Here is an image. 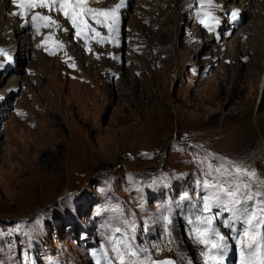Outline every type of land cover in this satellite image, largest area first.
I'll return each instance as SVG.
<instances>
[{
  "label": "rangeland",
  "instance_id": "374dc122",
  "mask_svg": "<svg viewBox=\"0 0 264 264\" xmlns=\"http://www.w3.org/2000/svg\"><path fill=\"white\" fill-rule=\"evenodd\" d=\"M250 1L252 11L238 25L248 26V32L236 39L238 46L228 33L226 48L213 40L206 56L197 54L193 38L187 41L189 31L196 36L201 28L191 15L200 4L172 24L171 0L123 2L126 17L118 20L122 37L114 47L72 43L68 33L66 50L53 39L49 47L46 40L36 46L45 39L43 31L48 36L65 32L57 19L50 30L40 24L30 26L33 32L23 29L30 48L20 63L16 59L19 78L3 75L13 54L10 38L2 41L6 46L0 43V96L19 88L7 102L10 114L0 108V264H97L93 257L107 259L100 253L115 246L112 239L122 248L125 240L136 243L143 251L127 257V264L163 259L203 264L195 243V229H202L196 225L202 224L179 219L195 213V207H185L191 198L203 212L205 197L223 195L215 185H235L232 190L238 188L250 210L231 219V211L213 206L206 212L215 217L212 222L232 228L245 225L253 213L256 220L264 219V0ZM91 3L112 9L121 2L110 8L106 0ZM15 6L12 0L2 4L0 15L20 24L23 19L7 15ZM223 15L229 16L218 14L213 23H227ZM100 16L98 30L109 38L104 25L111 18ZM164 30L172 35L168 45L160 38ZM143 36H149L151 48L166 47L170 53L173 47L183 52L188 47V57L177 65L174 52L171 61L167 53L148 52ZM139 75L142 83L134 84ZM147 82L152 101L145 105L136 98ZM229 93L235 98H222V106L213 103L215 95ZM245 124L253 133L247 143L239 141ZM176 199H182L178 210H162ZM255 230L257 243L264 242V224ZM253 251L260 260V249ZM229 259L236 261L234 254Z\"/></svg>",
  "mask_w": 264,
  "mask_h": 264
},
{
  "label": "bare ground",
  "instance_id": "6f19581e",
  "mask_svg": "<svg viewBox=\"0 0 264 264\" xmlns=\"http://www.w3.org/2000/svg\"><path fill=\"white\" fill-rule=\"evenodd\" d=\"M9 1L10 0H0V3L6 4V7H7V6H9ZM115 1L116 0H106L107 6H108V3H109L108 7L110 8V4L111 5H113V3L115 4ZM119 1L121 2V0H119ZM125 1H127L128 4H129V1H131V0H123V2H125ZM171 1H172V3H175L174 9L170 13L171 16H172V18H171L172 19L171 20L172 24H175V22H177L179 20L182 21L184 19V16L186 15V13H190L191 14V9L193 8L194 4H200L201 7L197 8V12L198 13H195V14L192 13L191 14L192 16H194V19H195V20L193 19L194 22L200 23L199 26L201 28H199L200 30H198L199 35L197 33V35L194 36L189 31L188 38H187V41L189 40V37L193 38V40L196 41V44H194V45L196 46V51L199 52V53H197L198 55H200V53H201L202 56H206L205 55V50H207V48L210 46V43L213 40L221 41L222 45H223V43H225V46L223 45L224 49H225L226 48V44L231 39V37L234 36V35H235V37H233L232 42L235 41V45L238 46L236 39L237 38H241V36L246 35V34H244L245 32L246 33L248 32L247 31L248 30V26H245V28H242L240 26L238 27V25H239V22L243 18L248 16L250 14V11H252V4H251L250 0H219V2H217L218 0H211V3H209V0H185V1H183V4H184L183 6L179 4L180 0H171ZM89 3L92 6L91 8H96V7L98 9L102 8V6L100 4L92 5L94 3H91V0H90ZM2 4H0V6ZM37 6L39 7L38 4L35 7H37ZM32 7H34V6L26 5L25 8H24L23 15H13L12 14V10H14V12H21V8L18 5H16L15 7H10L11 10L10 9L8 10L7 15L10 14V16L12 15V16L16 17L19 20L23 19V21L20 24H17V22L15 21L16 19L15 20L14 19H12V20L10 19V21H5L3 19L4 17L0 15V43L2 41H4L7 37L10 38L9 39L10 44H9V49L8 50H10V52L13 54L12 58H10V60H8L4 64V65H6V69L2 71L4 76H7L8 74H10L11 77H14V78H19L20 77L21 71L17 67L18 63H17L16 59L19 62L20 61L19 59L22 58L23 54L26 53L27 49L30 48V43H29V40H30L29 38L30 37L26 36V35H23L22 32H23V29H25L24 32L28 31L29 29H30V31L33 32V28L31 27L32 28L31 29L30 26L35 25V24L36 25L40 24L41 26H47V28L50 30L51 24L53 23L54 20L57 19V20H59L62 23V25H63V27L65 29V32L60 34V32L55 30L54 32H52L53 35H49L48 36L47 33L43 31V33L45 34L44 35L45 39H41V37H40L39 40L36 39L38 41L35 44L36 46H38V44H41V43L43 44V41L46 40L45 45H47V47H49L50 40L53 39L57 46L58 45L61 46V47H59L60 50H66V45H70L71 42L72 43H79L80 41L94 43L95 45H98V46H107V47H111L112 46V47H114L115 41L117 43V40L121 39V37H122V34H121L122 33V29H121V26L119 24L116 25V30L115 31H110L109 28L106 27V29L108 28L107 31H108V34L110 35L109 38L108 37L106 38L103 35H101L100 34V30H98V29H100V22H99V16H98L97 12L96 13H90V14H88L86 16H83L82 19L78 21L79 34H77V28L74 27L73 24L71 23V21L66 18L64 13L59 10V4L58 3L55 6H53V7H50V8L46 7L45 11L41 10L43 12H39V10L34 9ZM70 9H71V6H69L68 10H70ZM35 10H37V11H35ZM234 11L237 12V16H236L235 20L233 18H230V17L229 18L224 17L222 19V20H227V21L229 20L230 27H227V23H225V22L224 23L216 22V24L213 23L214 21L218 20V18L213 19L214 17L218 16V14L220 16V15H222V13H233ZM160 12H161V8H160ZM115 15L118 17V20H123L126 17L125 10L123 9V7H120L119 9H117ZM33 16H36L38 18V20H36L37 22L33 21V19H32ZM104 16L106 17L107 20L109 18H111L110 15H104ZM40 17H48L49 19L44 20V19H40ZM60 18L62 20H60ZM201 20H204V22L206 24L210 25V27H205L204 24L201 23ZM43 22H44V25H42ZM65 25L67 26V28L65 27ZM193 25H195V24H193ZM3 26H5V28ZM189 28H190V26L188 27V30H189ZM61 30H62V28H61ZM233 30H236V31L233 33ZM67 33L69 35L68 36L69 40H70L71 36H73L75 38V40H73L71 38V40H72L71 42L67 41L68 40L67 39ZM228 33L232 34V36H230ZM37 36H38L37 38H39L40 35H37ZM171 36H172L171 32H169L168 30L167 31L164 30V32H162L160 34V38L163 40V42L166 45H168L170 43V37ZM229 36H230V38L228 40L227 37H229ZM105 38H106L105 45H100V43L103 42L105 40ZM62 39H63L64 42H62ZM144 40H146V42H147L146 47L148 46V49H147L148 52L152 53L153 51H160V54H164V53L166 54L167 53V57H168L167 59L169 61L172 60V54L174 52V56L176 58V64L177 65L178 64H183L184 59L188 57L186 55L187 52L189 53V48L188 47L186 48L184 46L185 50L183 52L182 50H178V47H173L172 46L173 49H172V51L170 53V51L166 47H159L158 48V47L154 46L153 48H151L150 45H153V44H150L149 36L144 37ZM9 41H8V43H9ZM2 43L5 46L7 44V43H4V42H2ZM189 44H190V42L187 45L189 46ZM159 45L161 46V43ZM213 47L215 48V46H213ZM74 49H75V46H74ZM263 49H264V47H263ZM161 50H162V52H161ZM163 50H166V51L163 52ZM212 51H214V50H212ZM21 54H22V56H21ZM258 54H259V52H258ZM258 54L254 55L253 60L255 62H257L260 59V57H259L260 55H258ZM147 57H148V54H147ZM261 57H262V55H261ZM178 58H180V61H177ZM86 61H88V60H86ZM134 63H135V60L133 59L132 60L133 66H135ZM18 66H20V65H18ZM168 69H169L168 64L164 63V69H163L164 73L168 72ZM139 78H140V75H139ZM132 82L134 84L135 83H137V84L138 83H142V79L140 78V81L134 79V81H132ZM150 87L151 86H149V82L146 83L145 87H142L141 91L137 95L138 98H136L138 100V102H141L142 104L148 105L152 101V96H151L152 94H151V91H150V89H151ZM263 87H264V79H263V83H262L261 88H260V92H261ZM155 89H157V88L155 87ZM18 90H19V88L15 85V87H13L10 91L6 90V94L7 95H4V93H3L0 96V108H3L2 112H6L7 115L10 114L9 113V109H11L10 108L11 105L10 104L8 105L7 102H10V100L13 97V95L15 94L14 92H16ZM156 91L158 92V90H156ZM222 98H225L226 101H229L232 98H235V94L234 93H229L227 95L226 94L223 95L222 97H219L218 95H215L212 98V99H214L213 103L216 106H222V100H221ZM158 101H159V104H160V109H162L163 100H162L161 94H160V100H158ZM250 128H249V126L247 124H245L244 131H242L241 134L239 135V141H241L243 143H247V141H249L251 138H253V133L250 130ZM196 186L197 185H195L194 190L197 192L198 188ZM183 199H186V198H183ZM191 199H192V202H187L185 204V207L186 208H191L192 206L195 207L196 208L195 213H193L190 218H181L179 220H183L185 222L186 221L189 222L191 220L193 222V221L197 220L199 217H210L209 213L207 214L206 212H204V210L202 212L201 209L198 206L195 205L194 199L193 198H191ZM179 200H182V199L174 200L172 203H169V205L164 207L162 210H166L168 208H174V209L178 210V208H176V207H177V203H178ZM261 211L263 212L262 215L264 216L263 207H261ZM192 217H193V220L191 219ZM262 221H264V219ZM201 224L202 225L197 224L196 226H200L202 229H206L208 227L206 223H201ZM187 227H193V226H187ZM212 227L217 228L220 231V233L226 237V240H227L228 247H227L226 253L222 257L221 264H227L226 263V258L233 252H235L236 256H239V259H240L241 257H240L239 241L241 240L242 237H244L241 229L238 230L239 227L238 228L237 227L236 228H226L224 226V223L222 224V223L218 222L217 220L212 222ZM225 231H227V232L225 233ZM244 232H245V230H244ZM210 239L215 240L216 237L210 236ZM112 240H113V242H115V246H113L112 244L109 243L111 245V247H108L106 250H104L105 255H106L108 260L104 256L101 255L100 259L97 258V264H98V262L100 264H113V261H114V259L116 257H117V259L120 262L119 264H127V257L136 258L137 257L136 255H138V253H143L142 250L138 249L136 243H127V246L122 248L117 243L116 239H112ZM195 243L200 247V249L203 252V260H202L203 264H206V262H207V264H217V259H219V254L218 253L213 251L211 253V255H209V247L210 246L206 247L203 244L197 243L196 239H195ZM181 252H182V250H181ZM180 256H182L181 253L178 254L179 259H180Z\"/></svg>",
  "mask_w": 264,
  "mask_h": 264
},
{
  "label": "snow or ice",
  "instance_id": "6c2138e0",
  "mask_svg": "<svg viewBox=\"0 0 264 264\" xmlns=\"http://www.w3.org/2000/svg\"><path fill=\"white\" fill-rule=\"evenodd\" d=\"M90 2V0H12V3L14 5H18L21 8V12H14L13 15H23L24 8L26 5L36 6L37 4L40 7H53L57 3L59 4V10L64 13L66 18L71 21L74 27L77 28V34H79V24L78 21L82 19L83 16H86L90 13H96L99 12L102 15H110L111 20L109 23H106L104 26L108 27L110 31L116 30V25L118 24V17L115 15L116 10L123 6V0H121L120 4H117L112 9H92L87 7V4ZM209 3H211V0H209ZM69 6H71V9L68 10ZM237 16V12L234 11L232 13V18L235 20ZM33 21L37 19L36 16L32 17ZM40 19L47 20L48 17H40ZM215 19V18H213ZM201 23L204 24L205 27H210V25L206 24L204 20H201ZM3 50H0V53H2ZM223 169V166H222ZM226 170V169H224ZM217 171H221V169H217ZM239 171V169H238ZM254 175V174H253ZM205 187H213V185L205 184ZM214 187L219 188L220 194H214L213 197H205L204 198V211L209 212L211 211L213 206L221 207L224 211H231L233 213V216L231 219H238L239 213L241 210L247 214V212L250 210L248 206L244 205V202L238 195V188L237 191H233V187L235 185H230L228 188H220L219 185H215ZM227 197V199H225ZM186 198V197H185ZM251 195L248 196V200H251ZM240 207H237V206ZM230 206V207H229ZM218 215V214H217ZM215 219V217H199L198 220L200 223H206L207 228L206 229H200L197 227L195 229L196 236L195 239L197 243L203 244L206 247H209V255L213 251L219 254V259H217V264H221V260L223 255L227 251V240L224 235L220 233V231L212 227V221ZM255 222V223H254ZM189 223L191 224L192 221L190 220ZM248 228L245 229L244 237L241 238L239 241L240 244V264H254V256L255 252L253 251L254 248L258 247L260 249V260L259 264H264V242L257 243V234L254 231L255 225L264 224V221L256 220L255 214L253 213L251 218L247 219L246 221ZM225 227L229 226L228 222L224 223ZM119 231V230H117ZM210 236L216 237L215 240L210 239ZM246 238V239H245ZM245 249H248L247 252H245ZM160 264H171L170 261H164L160 262ZM207 264V262H206Z\"/></svg>",
  "mask_w": 264,
  "mask_h": 264
},
{
  "label": "water",
  "instance_id": "95a60500",
  "mask_svg": "<svg viewBox=\"0 0 264 264\" xmlns=\"http://www.w3.org/2000/svg\"><path fill=\"white\" fill-rule=\"evenodd\" d=\"M164 261H170L171 264H173V261L170 259H163V260H159V261H156V262H153V264H160V262H164Z\"/></svg>",
  "mask_w": 264,
  "mask_h": 264
}]
</instances>
